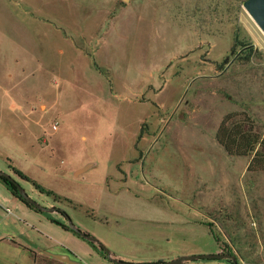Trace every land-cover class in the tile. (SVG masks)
Returning a JSON list of instances; mask_svg holds the SVG:
<instances>
[{"label": "rangeland", "instance_id": "1", "mask_svg": "<svg viewBox=\"0 0 264 264\" xmlns=\"http://www.w3.org/2000/svg\"><path fill=\"white\" fill-rule=\"evenodd\" d=\"M246 1L0 0V171L43 208L15 209L0 181L15 220L0 229L36 263L113 264L73 227L116 258L217 244L264 264V171L215 139L231 113L264 136V33Z\"/></svg>", "mask_w": 264, "mask_h": 264}, {"label": "trees", "instance_id": "2", "mask_svg": "<svg viewBox=\"0 0 264 264\" xmlns=\"http://www.w3.org/2000/svg\"><path fill=\"white\" fill-rule=\"evenodd\" d=\"M215 139L216 142L230 156L245 157V156L253 155L247 167V170L249 172L264 171V136L261 135L259 130L256 128L253 120L247 114L231 113L225 116V118L221 121L216 131ZM13 172L23 181L30 183L41 194H46V196H50L52 194L51 192H47L41 189L35 182H33L28 177L23 175L17 169H13ZM0 181L5 185V187L13 197L21 201L28 208L33 209L36 212L42 211L41 209L35 208L34 206L28 204L19 196L17 186L14 181L2 176H0ZM59 212H61V215L64 218H66L67 220L69 219L65 212L63 211H59ZM55 224L61 226L64 230L68 231V228L66 226L59 224L57 222ZM208 228L215 242L219 243V240L214 230L212 229L211 225H208ZM89 243L94 245L99 250V253L105 259H108V253L105 252L106 248L103 245L99 243L96 244L94 242H89ZM222 252L224 251L222 250ZM35 257L36 256L34 255V258ZM228 261L230 262V264H234L232 263L231 260ZM235 261H236L235 264H237L238 262L236 257H235ZM41 262L43 264H51L46 260H41Z\"/></svg>", "mask_w": 264, "mask_h": 264}, {"label": "crops", "instance_id": "3", "mask_svg": "<svg viewBox=\"0 0 264 264\" xmlns=\"http://www.w3.org/2000/svg\"><path fill=\"white\" fill-rule=\"evenodd\" d=\"M7 189V188H6ZM8 191V190H7ZM9 192V191H8ZM10 193V192H9ZM11 194V193H10ZM12 196V195H11ZM13 197V196H12ZM13 199L16 201V204H12L15 209H19V201L15 197ZM1 207V206H0ZM3 208V207H1ZM5 210V212H3ZM0 211V215L3 217L1 219L2 222H14L15 220L13 219L11 211H7L6 209ZM0 222V224L2 223ZM15 226L17 224H14ZM11 233L9 231H4L0 229V264H5L6 261L5 259L11 258L15 264H39L36 263L35 258L33 256V251L28 249L25 245L21 244L19 241L15 240L14 237H10ZM82 238V237H81ZM83 239V238H82ZM85 240V239H84ZM88 241V240H86ZM90 242V241H88ZM91 244V243H90ZM92 245V244H91ZM94 250H96V254H98L100 257H102L104 260H108L111 263H113L109 257L108 259H105L100 253L99 250L93 245ZM210 254H218L221 252L220 246L216 244V249L214 251H206ZM191 254H203L202 251H199L198 249H195V251H172V252H166L164 254L160 255H153L147 252L143 251H137V252H124L123 254H120L117 256V259L125 260L128 262H133V263H157L158 260L161 261H166V260H174L179 258L180 256H189ZM108 255L112 258H116L110 253ZM64 255H48L45 256L46 259L49 258L53 262L51 264H70L68 263V260L63 263L59 258ZM27 257V258H26ZM67 257V256H65ZM32 259L33 262H30ZM68 259V257H67ZM29 261V262H27ZM57 261V262H56ZM201 262L202 264H230V262L227 259H221V260H195L183 264H196ZM42 263V262H41ZM43 264V263H42ZM72 264V263H71ZM114 264V263H113Z\"/></svg>", "mask_w": 264, "mask_h": 264}, {"label": "water", "instance_id": "4", "mask_svg": "<svg viewBox=\"0 0 264 264\" xmlns=\"http://www.w3.org/2000/svg\"><path fill=\"white\" fill-rule=\"evenodd\" d=\"M244 7L247 10V12L249 13V15L253 18V20L256 22V24L259 26V28L264 33V0H247L244 3ZM0 176L5 177V178H9L15 182L19 196L24 201H26L28 204L34 206L35 208H39L41 210L43 209L40 207V205H38L37 202H35L25 192V190L22 188V186L17 181L12 179L8 174L0 171ZM45 210H48V209H45ZM49 211H53V210L49 209ZM71 227H72V225H71ZM72 229L83 239L88 240L90 242H94V243L97 242V240L94 237L89 236L88 234H85V233H83L77 229H74L73 227H72ZM105 252L109 253L107 249L105 250ZM108 257L114 264H183V263H187V262H191V261H195V260H221V259L231 260L232 263H234V264L236 263L235 256H233L231 254H224V253L181 256L177 259L167 261V262L160 260L157 263H133V262L123 261V260L117 259V258H112L109 255H108ZM59 259L61 261H67L68 260L67 257H65V256H62Z\"/></svg>", "mask_w": 264, "mask_h": 264}, {"label": "built area", "instance_id": "5", "mask_svg": "<svg viewBox=\"0 0 264 264\" xmlns=\"http://www.w3.org/2000/svg\"><path fill=\"white\" fill-rule=\"evenodd\" d=\"M54 129H55V127H54ZM237 264H246V263L241 261V262H239V263H237Z\"/></svg>", "mask_w": 264, "mask_h": 264}, {"label": "flooded vegetation", "instance_id": "6", "mask_svg": "<svg viewBox=\"0 0 264 264\" xmlns=\"http://www.w3.org/2000/svg\"><path fill=\"white\" fill-rule=\"evenodd\" d=\"M220 253H223V252H222V250H221V252H220Z\"/></svg>", "mask_w": 264, "mask_h": 264}]
</instances>
